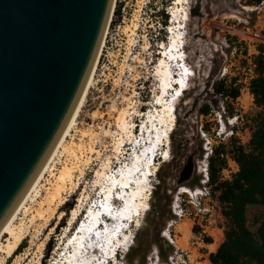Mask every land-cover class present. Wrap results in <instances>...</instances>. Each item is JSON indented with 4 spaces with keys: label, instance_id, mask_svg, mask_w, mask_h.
<instances>
[{
    "label": "rangeland",
    "instance_id": "374dc122",
    "mask_svg": "<svg viewBox=\"0 0 264 264\" xmlns=\"http://www.w3.org/2000/svg\"><path fill=\"white\" fill-rule=\"evenodd\" d=\"M184 1L186 2L183 5L177 4L176 0H116L115 8L121 3V15L116 16L114 23H112L114 14L112 15L94 83L78 117V123L68 139L70 148L77 147L82 142L81 133L85 131L88 135L86 134L83 139L84 144L94 146L101 154L87 152L83 155L79 163L84 174L80 177L78 188L63 192L65 202L51 214L48 221L45 218H33L30 212L39 207L42 195L45 196L47 188L51 186L53 177L46 174L43 183L47 188L42 190L40 198L37 196L29 201V208L31 207L29 212H22L16 220V225L24 231H22L24 237L16 253L11 258H6L5 264H48L58 257L64 248L69 252L73 250L71 245L68 247L65 245L66 238L76 223H70L73 209L79 200L84 199L80 210L88 205L101 190L105 191L112 181L109 180L112 173H118L119 167L130 163L135 140L138 136H145L139 133L138 128L148 119L146 111L153 108L157 113L156 94L157 86L160 84L154 76V71L161 58V45L163 43L169 45L174 35L180 31L172 20V12L179 6L186 8L189 13L187 27L181 30L182 36H185L182 53L185 55L186 64L194 69V73L191 75L189 88L177 103V117L170 134V142L162 146L161 153L156 159L158 169L151 178L150 208L142 216L140 224L133 222L130 231L128 230L133 241L121 262L147 264V257L152 251L158 249L161 258L164 259L174 250V246L168 245L161 235L167 222L174 217L171 204L181 187L193 189L204 187L202 168L208 162V171H211L209 161L213 155L212 149L217 146L223 149L224 146L226 150L227 164L219 173L222 179H231L239 170L232 145H243L246 150L251 149L253 131L264 110L255 101V96L253 98L247 93L245 82L251 75H256L254 64L257 57L253 56L251 59L247 57L245 41H240L238 36L230 34L224 26L241 29L249 26L252 30H260L264 27V6L258 10L247 7L244 9L242 5L255 3L251 0ZM179 14L182 15V12ZM135 24L137 29L135 34H132L131 30ZM171 26H175L177 31H172ZM262 33L264 34V29ZM217 64L221 67L230 65L234 76L231 81L226 82L214 79L207 86L210 73ZM220 84L222 90L217 88ZM235 88L239 89V99L238 96L231 94ZM207 90L213 95L208 94ZM196 97L200 98L199 103L192 111ZM212 98L218 99L217 105L213 104ZM205 106H208V112H203L202 108ZM123 109L128 112L126 116L128 115L130 128L135 132L133 137L125 135L118 126L117 119ZM229 119L234 125L229 123ZM221 122H225V127ZM161 125L159 117L154 118L149 133L154 136ZM221 127L223 131L220 130ZM117 138L122 139L120 146L117 145ZM210 145L212 149L209 148ZM117 146L120 152H116ZM207 152L209 154L206 156ZM163 153L171 155L169 160L161 159ZM223 157L216 156V167L220 165ZM107 158H111L112 161L109 173L102 180L98 179L95 174L103 167ZM69 159L67 154L58 155L54 166L58 169L66 161L70 164L78 161L74 156ZM75 174L78 176L79 171ZM96 181H101L102 185L96 186ZM208 185L210 195L199 198L201 208L209 207L210 210L199 213L204 215V222L208 224V229L213 234H204L203 237H210L214 243L207 248L203 246L201 239L197 237L199 228L194 231L189 217H184L177 226L178 245L188 249L192 264H196V260L199 259V250L205 252L217 250L224 240L228 225L223 214V204L218 198L219 190L211 182ZM182 196L185 198L183 206L193 209V204L188 202L189 195ZM61 216H64L63 219ZM77 216L79 218V215ZM247 216L250 229L256 233L264 220V204L248 205ZM29 248L32 254L25 260L24 255ZM1 255L0 253V257Z\"/></svg>",
    "mask_w": 264,
    "mask_h": 264
},
{
    "label": "water",
    "instance_id": "95a60500",
    "mask_svg": "<svg viewBox=\"0 0 264 264\" xmlns=\"http://www.w3.org/2000/svg\"><path fill=\"white\" fill-rule=\"evenodd\" d=\"M114 8L115 0H0V228L70 118Z\"/></svg>",
    "mask_w": 264,
    "mask_h": 264
},
{
    "label": "bare ground",
    "instance_id": "6f19581e",
    "mask_svg": "<svg viewBox=\"0 0 264 264\" xmlns=\"http://www.w3.org/2000/svg\"><path fill=\"white\" fill-rule=\"evenodd\" d=\"M185 2L186 1L184 0H176L177 4L183 3L184 5ZM181 9H184V10L182 11ZM179 12H182V15L179 14ZM172 14H173L172 20L174 21L176 26L179 27L180 31L177 33V35H174V37L172 38V42L169 43V45L171 44L172 46V49L170 51L171 54L167 50L169 48V45H167L166 43H163L160 47L161 58L159 62L157 63L155 71H154V76L156 77V79L158 80L160 84L159 86H157L158 91H157L156 97L158 98V100H157V103L155 104L158 114L156 113L155 110H153V108L148 112L146 111L145 114L148 115V119L145 122L144 126L142 125L143 130H144V133L142 134L145 135L146 132L148 133L150 132V127L151 125L153 126L154 118L159 117L162 125L160 128L157 129L156 136H157L158 141H161L163 145H166L167 143L170 142V134L174 129L176 117H177V114H176L177 103L181 99V97L185 94L186 90L189 88L191 75H193V73L192 74L187 73V76H186L184 73H182L181 74L182 77L179 82L171 81L173 83L172 90L176 89L180 92V95L174 98V100L172 101V104L174 105L173 107L172 104H169V101H170L169 97L171 96L170 91L167 92V95H163L162 93V90L164 89V84L168 83L170 79L169 78V75H170L169 66H171L172 60L169 61L167 58V55L170 54L177 58H181L185 56L182 53L184 51L182 46H183L185 36L184 35L182 36L181 30L187 27V22L189 20V13L186 8L184 7L180 8L179 6L177 10L175 9L173 10ZM183 23L186 24L184 25V27H182ZM171 28H172V31L174 30L177 31V28L175 26H171ZM108 29H109V26H107L105 33L103 35L101 47L99 49V53L94 63V66L87 78V81L80 94V97L60 137L58 138L54 148L52 149L51 153L47 157L43 166L41 167L39 173L34 178L29 188L27 189V191L25 192V194L23 195V197L21 198L17 206L14 208L10 216L7 218L3 226L0 228V253L2 254L1 257L3 256V258L0 257V264H5L6 258H11L16 253V250L20 242L23 240V237H24L22 234L23 230L20 229L21 227H18V225H16V220L19 219L22 212H26V213L29 212L31 208V207L29 208V201L31 199H34L37 196L38 198H40L39 196L42 194L41 193L42 190L47 188L44 185L45 183H43L44 177L46 176V174H50V176L53 177V181L52 183H50L51 186L47 188V194L45 196L42 195L41 201H39L40 202L39 207H37L36 209L30 212L33 218H45L48 221L51 218L50 217L51 214H53V212H56L59 206H61L65 202V199L62 196L63 192L66 190L74 191L75 189L78 188L80 184V177L84 174V170L81 169V166H80L81 163H79L82 160L83 155L87 152L97 153L98 155L101 154L100 151L97 150L94 146L89 145V144L88 145L84 144L83 139L87 134L85 131L81 133L82 142H80V144L77 147L73 146V148H70L68 139H69V135L73 131L74 126L78 123L77 122L78 117L80 116V113L82 112L85 106V103H86V100L89 94V90L94 83L96 68L99 62V57L101 56V52L105 45V40H106V36L108 33ZM136 29H137V24L134 25V27L131 30V33L135 34ZM184 65L185 66L187 65L185 58H184ZM182 84L183 85L185 84V87H183ZM197 100L198 98H196V101ZM127 113H128L127 110L123 109L118 116L117 123H118V126L121 128V131H123L125 135L128 134L131 137H133L135 135V132H134V129L130 128V123L128 122V119H127L128 115L126 116ZM126 125H127V128H125ZM147 135L144 136V139L150 140L151 143H153L154 145L155 137L152 136V134L150 133ZM121 142H122V139L117 138V145L121 144ZM119 146H117L116 152H120ZM153 149H154L153 147L151 149L150 146H146L145 149L143 150L144 153L136 154L134 161L120 168L118 170V173L116 172L114 175L113 174L112 176L110 175L111 179L109 180L110 181L112 180V181L109 185H107L104 191L105 196L108 198L109 196L114 195L115 191H119L118 188H117L118 190L114 189L115 184H119V183L126 184L131 179L135 180L136 185H131L132 189L126 188L122 190L121 194H124V196H126V199L128 201V204L126 205L122 213H125V214L132 213L133 222H136L137 225L140 224L142 216L145 215L147 210L150 208L149 199H150L151 184H152L151 178L158 169V163L156 162L157 158H155L154 163L152 164H149L148 162L150 152ZM63 154H67L68 159L74 156L77 158L78 161L73 164H70L68 161H66L63 163V165L60 168L57 169L54 166V161L58 157V155H63ZM170 156L171 155L168 153L166 154L165 159H163L164 157H161V159L163 161H167L169 160ZM111 162H112L111 158H107L105 160L103 167L96 172L95 174L96 178L102 180L104 177L107 176V174L109 173V169L111 168ZM77 171H79L78 176H76L75 174ZM101 183H102L101 181H96V186L99 187L100 185H102ZM204 183H205V180H204ZM197 189H198L197 191L198 194H201L202 192L201 190H199L201 188H197ZM193 190L194 189H191L192 192ZM181 191H190V189L189 187L183 186L182 189L179 190L178 194H181ZM80 201L81 200L78 201L79 203L76 206V208L73 209L70 223H75L76 220L78 219L77 215H80L78 213L80 211V208L82 207V203L84 199L81 202ZM55 202L56 204L54 205ZM104 207L107 208L108 210L110 209L109 201L107 199H106V203ZM83 211H82V214H83ZM98 215H99V210L97 211L95 209L94 211H92V220L93 221L96 220ZM63 217L64 216H61L60 218L63 219ZM93 227H94V223L92 221L84 226L83 233L85 234L82 233V235L81 234L77 235L76 239H74L72 242L74 249L70 252V254L68 255L66 259L61 258L60 259L61 261L59 260L61 264H80V262L77 259V256L79 253H81L80 245L82 243V239L86 238L87 230L90 231L93 229ZM113 229L115 230L116 227L115 228L112 227L111 230ZM129 231L127 229L125 232H123V235H119V237L116 236V231L110 232L109 237L111 240H114V242L123 244L124 246L128 247L132 243L130 242L132 239L130 237ZM65 237H67V235L64 236V238ZM30 251H31V248H29L28 251L25 253L24 255L25 260L31 256L32 253Z\"/></svg>",
    "mask_w": 264,
    "mask_h": 264
},
{
    "label": "trees",
    "instance_id": "16d2710c",
    "mask_svg": "<svg viewBox=\"0 0 264 264\" xmlns=\"http://www.w3.org/2000/svg\"><path fill=\"white\" fill-rule=\"evenodd\" d=\"M260 3L262 0H251ZM121 15V3L116 6L112 23L116 16ZM256 75L251 80V91L255 101L264 110V56L256 58ZM222 90V85L217 86ZM233 96L239 95V89L231 91ZM208 112V106L202 108ZM251 149L243 145H232V152L239 164V170L231 179H222L221 170L227 164L226 150L215 147L210 157L209 182L219 190L218 198L223 204V214L228 221L224 240L216 251L209 253L212 264H264V220L253 232L248 225L247 207L250 204H264V112L253 131L250 141ZM223 155L218 167L215 165L216 156ZM196 232L197 227L193 228ZM211 242L210 237L205 238Z\"/></svg>",
    "mask_w": 264,
    "mask_h": 264
},
{
    "label": "built area",
    "instance_id": "2783aa9c",
    "mask_svg": "<svg viewBox=\"0 0 264 264\" xmlns=\"http://www.w3.org/2000/svg\"><path fill=\"white\" fill-rule=\"evenodd\" d=\"M116 4V3H115ZM264 6V0H262L260 3H252L247 5H242V7L247 8H255L254 10L262 9ZM251 10V11H254ZM264 16V15H263ZM227 28L228 32L234 36H238L239 40H244L247 44V57L249 56L250 59L253 56L263 55L264 56V34L262 33V30L264 27H261L260 30H252L251 27L247 26L246 29L231 27V26H224ZM256 64H254L255 66ZM191 66H184L183 72L186 76L187 73H194V69H191ZM181 73V74H182ZM236 75V74H235ZM232 76H234V73H232L230 69V65H224L223 67H219L217 74L214 76L213 80H223V81H231ZM255 75H251V77L246 82V89L247 93H249L253 98L254 94L251 91V80L254 78ZM243 91V89H242ZM240 96L237 97L239 99ZM223 121V120H222ZM230 124L234 125V122L228 120ZM222 123V122H221ZM223 127H225V122L222 123ZM221 131H223V128H220ZM211 142V141H208ZM210 149H212V145L209 146ZM213 150V149H212ZM209 154V152L206 153V156ZM202 171L204 172V178L205 180L204 187L199 189L201 190V194H198V187L194 188L193 192L191 191H181V194H176L174 201L171 204V209L174 214V217L171 218L165 228L161 231L162 237L166 239L168 242V245L174 246V250L167 255L166 258L162 259L158 249L151 252V254L147 257V264H192L191 255L188 251V249L182 248L178 245V239H177V231L175 230L178 226L179 222L184 219V217H189V219L192 221L193 227H198V233L197 237L201 239V241H205V238L203 237L204 234L213 235L212 232L208 229V224L204 222V215H200V211H206L210 210L209 207H203L201 208V201L200 196H209L210 195V189H209V171H208V162L204 165L202 168ZM182 187L180 188V190ZM179 192V191H178ZM194 193V194H193ZM182 194H188L190 199H188V202H191L193 204V209L185 208L183 206V199H185ZM211 224V222L209 223ZM133 241V239H132Z\"/></svg>",
    "mask_w": 264,
    "mask_h": 264
},
{
    "label": "crops",
    "instance_id": "0c3cea01",
    "mask_svg": "<svg viewBox=\"0 0 264 264\" xmlns=\"http://www.w3.org/2000/svg\"><path fill=\"white\" fill-rule=\"evenodd\" d=\"M175 230L178 232L177 227ZM177 235H179V234L177 233ZM199 243H201V242H199ZM202 243H203V246H205V248H207L208 246H210L214 242L212 243V242L202 241ZM209 253L210 252H205L204 250H199L200 256H199V259L196 260V264H212L210 259H209Z\"/></svg>",
    "mask_w": 264,
    "mask_h": 264
},
{
    "label": "clouds",
    "instance_id": "9594fccd",
    "mask_svg": "<svg viewBox=\"0 0 264 264\" xmlns=\"http://www.w3.org/2000/svg\"><path fill=\"white\" fill-rule=\"evenodd\" d=\"M132 225H133V223H132ZM110 264H115V263H110Z\"/></svg>",
    "mask_w": 264,
    "mask_h": 264
}]
</instances>
